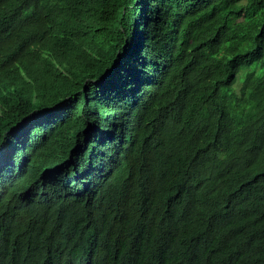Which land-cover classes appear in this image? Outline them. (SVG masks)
Segmentation results:
<instances>
[{
  "label": "trees",
  "instance_id": "obj_1",
  "mask_svg": "<svg viewBox=\"0 0 264 264\" xmlns=\"http://www.w3.org/2000/svg\"><path fill=\"white\" fill-rule=\"evenodd\" d=\"M0 264H264V0H0Z\"/></svg>",
  "mask_w": 264,
  "mask_h": 264
},
{
  "label": "rangeland",
  "instance_id": "obj_2",
  "mask_svg": "<svg viewBox=\"0 0 264 264\" xmlns=\"http://www.w3.org/2000/svg\"><path fill=\"white\" fill-rule=\"evenodd\" d=\"M243 73H244V70H242V72L239 75L238 83H237L238 85H241V83L243 81ZM236 89H238V86H236Z\"/></svg>",
  "mask_w": 264,
  "mask_h": 264
}]
</instances>
